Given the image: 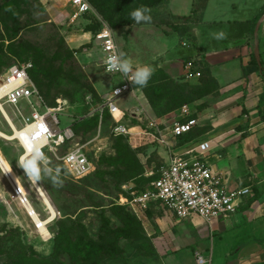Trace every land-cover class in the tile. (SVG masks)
Here are the masks:
<instances>
[{
  "label": "rangeland",
  "instance_id": "obj_1",
  "mask_svg": "<svg viewBox=\"0 0 264 264\" xmlns=\"http://www.w3.org/2000/svg\"><path fill=\"white\" fill-rule=\"evenodd\" d=\"M143 1L139 5L145 7ZM172 1L174 9L184 11L188 0ZM207 1L191 0L188 13L173 14L169 1L162 0L149 9V22L120 26L112 25L93 5L98 16L116 30L121 54L132 62L134 68L150 65L156 74L150 81H162L165 75L163 83L184 84L192 90L187 98L172 96L166 107L160 111L154 109L158 117L169 120L172 118L169 114L176 112L174 118H178L180 108L187 104L190 115L198 118L218 97V82H213L207 63L194 55L193 48L197 41L195 26L203 20ZM231 1L212 0L208 15L225 20L239 19L243 12H237L238 5L242 2L233 7L228 5ZM221 10L223 13H219ZM71 13L65 0H0V80L7 67L15 62L32 61L43 67L47 76L36 74L34 81L39 88L40 80L50 84V97L41 93L46 106L61 107L57 112L61 129L77 124L78 115L104 99L112 77L100 65L103 54L93 38L72 41L84 33H95L98 27L94 25L99 23L98 19L92 15V22L89 18L71 22ZM255 27L256 22L251 26L252 38ZM221 32L224 38L216 40L215 44H232V41L226 42L227 29L222 27ZM235 36L231 38L233 41ZM253 45L254 39L250 44V55L251 62L255 63ZM190 60L202 75L186 80V64ZM150 85L139 91L147 99ZM155 94L156 91H150L152 97ZM168 96L163 93L160 99ZM135 103L128 95L118 104L124 108ZM6 109L14 118L12 108L6 106ZM44 109L43 105L39 108L40 111ZM22 111L25 116L30 115L27 108L23 107ZM90 119L78 121L80 125L75 140L57 152L62 155L76 143L85 145L92 164L86 175L73 176L55 153L47 154L48 167L59 168L63 179L62 187L53 186L47 178L38 182L56 211L55 218L47 223L48 236L40 232L0 168V264H37L36 256H53L63 264H145V251L153 253L150 241H145V237L149 238L145 231V215L137 216L124 199H131L156 177L157 168L164 161L160 154L162 150L155 149L154 143L146 137H116L112 132V118L105 116L96 125L86 124ZM21 120L14 118L17 127L21 126ZM131 121L130 124L137 123ZM0 129L12 134L1 112ZM118 145L125 149L116 150ZM0 153L15 178L23 177V169L16 161L23 154L20 145L0 136ZM124 154L127 157L123 160ZM126 162L130 165L127 166ZM18 184L39 217L48 218L50 210L33 184L27 178H21Z\"/></svg>",
  "mask_w": 264,
  "mask_h": 264
},
{
  "label": "crops",
  "instance_id": "obj_2",
  "mask_svg": "<svg viewBox=\"0 0 264 264\" xmlns=\"http://www.w3.org/2000/svg\"><path fill=\"white\" fill-rule=\"evenodd\" d=\"M190 1L184 11H177L173 1L167 0L173 14L188 13ZM239 2L242 3L238 5ZM211 3L212 0L207 1L203 20L195 26L197 41L193 48L194 55L205 60L211 76L218 82L219 93L216 101L211 102L213 105L199 115V128H205V137L215 139V150L221 154L215 164L228 184L250 186L252 193L233 216L211 223L198 216L178 221L164 208L153 204L137 215H145V231L150 238L147 241L153 249V253L145 251V264H198L197 251L206 258L211 257L212 264H264V77L262 68L251 62L250 55L254 39V53L258 42L264 67V0L237 3L232 0L228 5L237 4L240 6L237 12L242 11L243 15L228 20L209 16ZM219 13H223L222 10ZM259 21L257 36L254 31L252 38L251 26L254 22L257 26ZM222 27L227 29L226 42L232 41V44H215L213 34L221 32ZM93 35L90 31L72 41L93 38ZM109 82L112 87L118 79L111 77ZM131 96L136 103L124 108L132 109L137 104L135 96ZM138 96L158 120L170 124L175 119L176 112L169 114L172 116L169 120L156 116L147 98L142 93ZM125 120L128 123L135 120V125L139 123L128 114ZM154 146L159 152L162 150L163 158L167 156L162 148Z\"/></svg>",
  "mask_w": 264,
  "mask_h": 264
},
{
  "label": "built area",
  "instance_id": "obj_3",
  "mask_svg": "<svg viewBox=\"0 0 264 264\" xmlns=\"http://www.w3.org/2000/svg\"><path fill=\"white\" fill-rule=\"evenodd\" d=\"M65 1L72 9L71 22L96 16L100 29L93 35V39L103 54L101 65L107 74L118 79L104 99L86 113L78 115L76 122L95 115H98L101 121L104 113L108 112L114 120L112 132L115 136L149 138L167 154L149 186L133 194L131 199H124L134 213L139 215L153 204H158L178 221L198 216L203 221L211 223L214 220H225L233 216L245 198L252 193V189L250 186L228 184L225 175L215 164V161L221 157V154L215 150V139L207 138L202 134L185 141L184 138L200 126L199 119L190 115L187 104L180 108L179 117L170 124L152 116L138 96L140 89L130 80L125 79L120 72H109L106 60L112 55L121 54L115 29L98 16L89 0ZM32 68V61H19L7 67L0 80V112L10 125L13 136L17 137L24 128H36V137L42 139L46 157L49 152L55 153L54 155L63 162L73 176L82 177L92 168L85 145L76 143L64 154L57 153L62 146L75 140L74 124L63 129L59 127L57 112L61 107L46 106L39 88L31 77ZM201 75V71L194 68V61H188L186 80L199 78ZM128 95L135 96L137 104L132 109H122L118 103ZM2 105L12 108L14 118L22 119L23 123L18 127V132L2 111ZM42 105L45 109L40 111ZM23 107L27 108L30 115H24ZM128 113L130 118L138 120L137 125L125 120ZM16 137L13 140L19 144ZM20 147L22 148L21 145ZM12 188L15 196L24 195L18 184H12ZM195 258L198 264H212L211 257L206 258L199 251L195 252Z\"/></svg>",
  "mask_w": 264,
  "mask_h": 264
},
{
  "label": "trees",
  "instance_id": "obj_4",
  "mask_svg": "<svg viewBox=\"0 0 264 264\" xmlns=\"http://www.w3.org/2000/svg\"><path fill=\"white\" fill-rule=\"evenodd\" d=\"M91 2L92 5L95 6V8L99 11V13H101L103 15L104 18H106L112 25H116V26H120V25H125V24H132L134 21L131 20L130 17V13L132 10L137 9V8H141L142 6L144 7V5H139L141 0H89ZM162 0H144L143 2H145V8L150 9L151 7L158 5ZM88 19V18H86ZM90 22H92V20L89 18ZM97 23V22H96ZM96 28L98 27V29H96L97 33L100 29V25L99 23H97V25H94ZM94 33V34H95ZM255 64L257 65V61H255ZM258 66V65H257ZM263 70V77H264V67L263 64L260 67ZM36 74H42L43 76H47V73L45 72L44 68L41 67L38 63L33 62V68L31 70V77L34 80V76ZM156 76V74H153L152 77L154 78ZM151 77V78H152ZM164 79H165V75H164ZM163 79V80H164ZM163 80H149L148 84H155L154 86L150 85L148 86V91L149 92V96H148V102L153 110V113L157 116L156 112L154 111V109H157L160 111V109L166 107L169 103H171V97H181V99L187 98V94H192V90L190 89V87L184 85V84H176V83H172L169 82L168 84L163 83ZM213 82L215 83V79H213ZM35 82V81H34ZM36 83V82H35ZM38 84L40 86L39 90L40 92L43 93V95L48 98L50 97V89L51 86L50 84H46L43 81H38ZM37 85V84H36ZM139 89H142V87L136 86ZM150 91L154 92L156 91L157 94H155V97H152L150 95ZM41 93V94H42ZM163 93L169 94L170 96H168L167 98L164 99H160L161 95ZM192 99H194L193 95H191ZM147 98V97H146ZM180 101V100H178ZM107 116L109 118H112V116L110 115V113L105 112L103 115V118ZM93 118H88L90 120L83 122L86 124H92V125H96L98 124V121H100V118L98 115L92 116ZM102 118V120H103ZM81 123V121H79ZM79 122H77V124L74 125V131L76 134V130L78 129V126L80 125ZM205 128H198L195 132L189 133L184 139L189 140L192 139L194 137L200 136L202 134H204L205 132ZM116 137H120L123 138L124 136H116ZM125 149L123 145H118L116 146V150L120 151ZM127 149V148H126ZM127 157L126 154L123 155V160ZM121 161H118V164H120ZM127 166H129V162ZM136 168V166H133V169ZM133 169L131 170L133 172ZM18 172V171H17ZM19 174V173H18ZM20 175V174H19ZM134 175V172L132 173L131 176ZM21 177V176H20ZM147 188V187H145ZM144 188V189H145ZM143 189V190H144ZM142 190V191H143ZM148 238L145 237V241H147ZM146 244V243H145ZM150 247H151V243H149ZM140 246V244H139ZM146 247V245H145ZM36 263L37 264H63L62 262H60L57 258L53 257V256H49V257H41V256H36Z\"/></svg>",
  "mask_w": 264,
  "mask_h": 264
},
{
  "label": "clouds",
  "instance_id": "obj_5",
  "mask_svg": "<svg viewBox=\"0 0 264 264\" xmlns=\"http://www.w3.org/2000/svg\"><path fill=\"white\" fill-rule=\"evenodd\" d=\"M131 20L136 24L149 22L151 16L149 9L145 7L137 8L130 13ZM216 40L224 38V33H214ZM109 66V72H120L125 79L130 80L134 86L145 87L153 75V68L150 65L133 66L132 62L125 58L123 54L112 55L106 60ZM134 69V70H133ZM36 128H24L17 134V141L23 148V154L17 157V165L23 169L24 176L16 177L17 184L21 178H27L31 184H37L39 181L47 178L53 186L62 187L63 179L60 176V169L48 167V159L43 151V141L36 137ZM6 167V166H5ZM8 173V172H7Z\"/></svg>",
  "mask_w": 264,
  "mask_h": 264
},
{
  "label": "bare ground",
  "instance_id": "obj_6",
  "mask_svg": "<svg viewBox=\"0 0 264 264\" xmlns=\"http://www.w3.org/2000/svg\"><path fill=\"white\" fill-rule=\"evenodd\" d=\"M2 111L5 113V115L8 117L9 121L13 124V126L15 127L16 132H18V127L16 126V124L13 121V118L11 117V115L9 114V112L7 111L6 107L4 105L1 106ZM2 114V113H1ZM3 115V114H2ZM4 117V116H3ZM5 118V117H4ZM6 119V118H5ZM17 134V133H16ZM0 136L3 138H6L8 140H13L16 136H13V134H7L4 131H2L0 129ZM6 166V167H5ZM0 168L3 172V174L5 175V177L7 178V180L9 181V183L12 184H17L16 182V178L13 175V173L11 172L9 166L7 165L5 159L3 158V156L0 153ZM8 172V173H7ZM19 185V184H18ZM33 186L35 187V189L37 190L40 198L44 201V203L46 204V206L48 207V209L50 210L49 213V217L46 219H41L39 217V215L37 214V212L35 211L33 205L31 204V202L27 199L26 195H21L19 197V200L21 201V203L23 204V206L25 207L26 211L28 212V214L32 217V219L34 220V222L38 225L40 232L44 235V236H48L49 232L47 229V223L51 222L55 216H56V211L54 209V207L52 206L51 202L49 201L48 197L46 196L45 192L43 191V189L41 188V186L39 185V183L37 184H33ZM43 195V197H42Z\"/></svg>",
  "mask_w": 264,
  "mask_h": 264
},
{
  "label": "water",
  "instance_id": "obj_7",
  "mask_svg": "<svg viewBox=\"0 0 264 264\" xmlns=\"http://www.w3.org/2000/svg\"><path fill=\"white\" fill-rule=\"evenodd\" d=\"M259 26H260V21L258 22L257 26H256V29H255V35L257 36V32L259 30ZM255 56H256V60H257V63L259 65V67H261V58H260V53H259V43L256 42L255 44ZM43 197V195H42Z\"/></svg>",
  "mask_w": 264,
  "mask_h": 264
}]
</instances>
